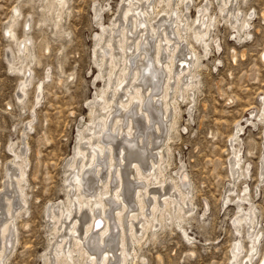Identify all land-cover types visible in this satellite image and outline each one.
<instances>
[{
  "label": "rangeland",
  "instance_id": "1",
  "mask_svg": "<svg viewBox=\"0 0 264 264\" xmlns=\"http://www.w3.org/2000/svg\"><path fill=\"white\" fill-rule=\"evenodd\" d=\"M67 1L64 17L57 27V11L51 6L49 10L45 8L46 0H0L1 199L6 194L14 195L18 189L15 180L14 187L9 186V175L16 171L11 163L25 162L26 170L22 183L26 203L21 201L18 189L16 192L20 195L13 203V210L21 213L12 225L17 233L11 229L9 234L14 242L9 244L6 264H46L52 240L62 233L53 230L55 220L50 219L49 207L56 202L70 206L67 179L72 169L69 163L76 155L77 146H88L84 143L90 136L86 128L102 120L100 112L96 116L92 114L91 107L95 105L91 101L96 95L102 99L110 96L106 83L111 65L107 61L102 66L105 57L100 47L107 44L105 38L119 18L122 0ZM219 1L195 0L192 4L194 18L199 6L214 2L210 12L217 22L209 41L212 49L205 54L196 43L201 57L195 68L198 83L189 91V99L178 97V111L172 110L170 115L176 127L168 131L165 124L166 139L164 135L158 140L163 150L166 149L163 169H166L169 188L171 178L178 182L177 172L183 170L195 210L182 224L167 220L159 230H148L139 245L130 239L131 247H136L140 257L137 264H229L236 240L243 239L242 256L253 244L246 233L249 226L243 221L237 230L234 223L237 216L249 212L251 207L256 213L253 220L256 231L262 235L253 264H259L264 258V173L261 174L264 167V0H237L243 18L252 14L251 28L240 33L227 21L228 15L224 18ZM16 6L21 13L15 28L18 41L25 39L28 31L32 40L30 55L22 56V61L14 59V67H20L23 62V71L12 69L8 60L18 55V41L11 40L6 33L7 22ZM102 6L105 9L98 16L96 13ZM28 18L31 29L25 26ZM101 24L109 30L107 33ZM245 31L250 35L243 36ZM98 34L105 40L98 42ZM213 37L217 38L219 48H215ZM27 68L31 72L26 73ZM29 77L31 83L24 92L22 83ZM120 110L123 112L121 107ZM238 125L243 130L236 152L231 139ZM234 153L240 154L241 165L245 167L236 171L235 178L231 166ZM16 154L23 158H17ZM76 158L79 162L80 158ZM181 227L188 231L190 238Z\"/></svg>",
  "mask_w": 264,
  "mask_h": 264
},
{
  "label": "bare ground",
  "instance_id": "2",
  "mask_svg": "<svg viewBox=\"0 0 264 264\" xmlns=\"http://www.w3.org/2000/svg\"><path fill=\"white\" fill-rule=\"evenodd\" d=\"M46 1L45 8L49 10L51 6L57 11L55 25L58 27L68 1ZM194 1L122 0L119 18L113 22L112 28L109 26L110 32L105 25H100L105 33L108 32L106 38L98 34L97 39L99 42L105 38L107 43L102 42L106 46L100 49H104L102 54L105 57L102 66L107 61L111 65L106 83L110 96L102 99L96 95L91 101L95 105L91 107L92 114L100 112L102 120L94 119L95 125L86 128L90 136L88 139L85 136L84 143L88 146H77L75 157L78 156L80 161L74 157L69 163L72 169L67 179L70 206L56 202L49 207L50 219L55 220L53 230L62 233L52 240V251L47 255L46 264H137L140 257L136 247H131L130 239L139 245L148 230H159L167 220L180 224L186 217L193 216L195 206L192 198L189 199L191 190L184 171L177 172L178 182L171 178L172 186L169 188L165 179L166 169H163L166 149L163 150L164 146L158 140L165 135V128L171 131L176 127V121H172L170 115L172 110L178 111V97L189 99V91L198 83L195 68L201 57L196 43L205 54L212 49L209 41L217 22L210 12L214 2L199 6L198 15L193 18ZM218 4L224 18L229 16L227 21L239 33L251 28L252 14L243 18L237 0H220ZM104 9L102 6L96 14L99 16ZM20 16V7L16 6L6 26L7 35L14 41H18L15 28ZM25 26L31 29V19L26 20ZM28 32L25 39L18 41V55L13 59L8 57L12 69H24L23 62L20 67H14V59L21 60L22 56L30 55L32 40ZM245 35H250V32L245 31ZM213 39L215 48H219L217 38ZM28 70L30 68L26 73ZM30 80L29 77L22 83L24 92ZM105 92L104 89L102 93L105 95ZM242 130L238 125V131L232 135L231 145L236 152L240 148L237 142ZM148 146H152L151 150ZM21 154H16V157L22 159ZM234 154L231 160L233 178L236 171L245 168L241 165L240 154ZM24 165L25 162H12L11 167L17 172L14 169L15 172L9 175V186L13 188V180L16 181L23 204L26 203L22 185L25 182ZM249 169L247 166V171ZM263 169L262 165V175ZM142 181H146L145 185L140 183ZM16 191L14 195L0 197L3 205L0 207V264H6L9 244L14 242L9 234L21 213L13 210V203L19 196ZM229 199L227 197L226 201ZM254 212L251 207L249 212H243L234 221L237 230L243 221L249 226L246 233L253 244L242 256L245 251L243 239L236 240L229 264H253L256 258L257 243L262 235L256 231ZM181 228L190 238L188 231ZM259 264H264V258Z\"/></svg>",
  "mask_w": 264,
  "mask_h": 264
}]
</instances>
